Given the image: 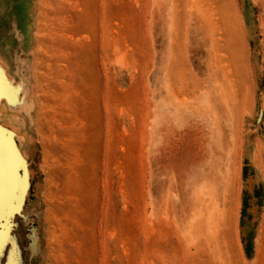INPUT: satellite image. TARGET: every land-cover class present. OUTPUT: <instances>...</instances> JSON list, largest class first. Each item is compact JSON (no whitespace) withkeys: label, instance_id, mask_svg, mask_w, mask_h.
Listing matches in <instances>:
<instances>
[{"label":"rangeland","instance_id":"374dc122","mask_svg":"<svg viewBox=\"0 0 264 264\" xmlns=\"http://www.w3.org/2000/svg\"><path fill=\"white\" fill-rule=\"evenodd\" d=\"M4 142L0 264H264V0H0Z\"/></svg>","mask_w":264,"mask_h":264},{"label":"water","instance_id":"95a60500","mask_svg":"<svg viewBox=\"0 0 264 264\" xmlns=\"http://www.w3.org/2000/svg\"><path fill=\"white\" fill-rule=\"evenodd\" d=\"M8 152H9V145H7V143H5V142H4L3 144L0 143V153H3V155H7ZM7 164H8V162H7V160L4 158V160H3V165H4V166H3V167H6V166L9 165V164H8V165H7ZM8 167H9V166H8ZM0 174L2 175V176L0 175V177H1V178H5V179L8 178V177L10 176L9 173H8V175H6V176L4 175V173H0Z\"/></svg>","mask_w":264,"mask_h":264},{"label":"snow or ice","instance_id":"6c2138e0","mask_svg":"<svg viewBox=\"0 0 264 264\" xmlns=\"http://www.w3.org/2000/svg\"><path fill=\"white\" fill-rule=\"evenodd\" d=\"M3 241L2 240H0V243H2Z\"/></svg>","mask_w":264,"mask_h":264}]
</instances>
